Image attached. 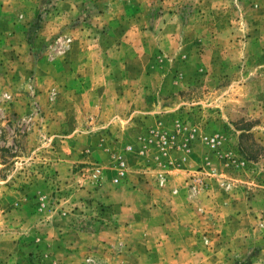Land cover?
I'll return each instance as SVG.
<instances>
[{
	"label": "rangeland",
	"instance_id": "obj_1",
	"mask_svg": "<svg viewBox=\"0 0 264 264\" xmlns=\"http://www.w3.org/2000/svg\"><path fill=\"white\" fill-rule=\"evenodd\" d=\"M0 264H264V0H0Z\"/></svg>",
	"mask_w": 264,
	"mask_h": 264
}]
</instances>
